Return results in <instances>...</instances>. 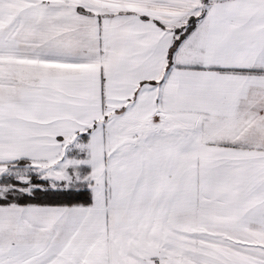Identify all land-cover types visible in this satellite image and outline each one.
<instances>
[{"label": "snow or ice", "instance_id": "snow-or-ice-1", "mask_svg": "<svg viewBox=\"0 0 264 264\" xmlns=\"http://www.w3.org/2000/svg\"><path fill=\"white\" fill-rule=\"evenodd\" d=\"M0 264H264V0H0Z\"/></svg>", "mask_w": 264, "mask_h": 264}]
</instances>
